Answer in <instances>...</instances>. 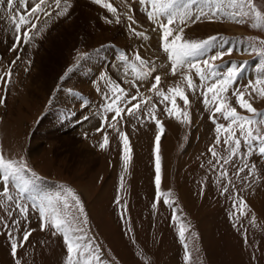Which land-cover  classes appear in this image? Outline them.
Returning a JSON list of instances; mask_svg holds the SVG:
<instances>
[{
	"label": "rangeland",
	"instance_id": "obj_1",
	"mask_svg": "<svg viewBox=\"0 0 264 264\" xmlns=\"http://www.w3.org/2000/svg\"><path fill=\"white\" fill-rule=\"evenodd\" d=\"M105 2L117 9L121 23H115L116 16L92 0H61V8L70 5L68 12L58 16L60 9L53 5L48 9L51 16L41 13L38 20L32 17L37 25L29 32L33 39L27 44L21 40L17 51H9L17 33L8 13L15 11L28 16L34 4L25 0V7L17 0L14 10L7 8L6 0L0 4V76L4 77L0 81V97H6L0 104V148L9 158L23 156L28 160L40 177L35 185L39 194L56 193L59 185H65L80 196L89 218V236L100 246L105 264H264V159L255 153L245 157L249 165L255 163L257 171L245 180L243 177L249 171L245 168L237 177L236 170L243 162L240 153L245 150L241 140L240 151L229 164H223L222 159L217 163V158L209 152L216 139L215 125L209 119L210 112L205 110L203 97L187 90L179 74L171 75L170 64L159 47L157 34L151 31L153 25L143 8L135 0ZM255 2L259 5L264 0ZM128 3L135 9L132 15L142 25L132 27L137 31L147 30L148 41L130 32V22L123 15ZM30 27L22 25L20 35ZM185 35L191 39L221 35L230 42L226 46L234 51L216 63L234 61L240 65L243 76L235 85L237 88L242 89L254 81L264 68V56L248 50L249 43L256 40L257 52L260 51L258 41L264 40V30L252 29L248 24L203 21L186 27ZM137 52L157 66L147 81L136 79L130 67L137 63L134 59ZM18 54L20 60L12 65ZM122 54L128 57L127 63L122 61ZM161 63L165 67H160ZM10 65L11 81L5 88ZM69 68L72 71L60 81ZM156 75L161 76L159 87L166 94L169 87L180 84L190 106L185 109L183 100L176 97V112L169 116L164 108L172 107L170 101L162 102L161 97L148 90ZM195 79L199 83L198 78ZM132 81L142 85L139 89L142 97L151 99L143 102L138 97L125 105L124 101L137 91ZM58 84L63 87L53 96ZM114 84L127 90V95L118 102L125 108L121 114L123 120L117 117L120 121L117 128L127 135L131 150L127 171L119 132L104 122L105 117L111 121L115 115L104 112V106L113 97ZM68 89L76 93L75 97L66 95ZM228 97L240 114L250 115L239 107L231 91ZM245 99L258 112H264V100L254 93L251 99L247 95ZM137 102H141L140 110L134 109L135 115H126L127 108ZM153 104L162 133L155 120L145 115V110H150ZM185 110L190 113L191 124L178 118ZM218 122L228 123L222 118ZM102 123L109 138L106 149L99 147L104 132H97V128ZM158 134L161 136L159 200L155 186V137ZM236 135L239 137L238 131ZM215 150L220 157L228 155L223 136ZM221 165L227 173L225 178H220ZM118 190L120 205L115 203ZM229 193L235 197V208ZM167 194H170L169 203L177 210L175 222L172 208L164 203ZM241 198L246 207L241 208ZM38 215L29 208L28 220H25L14 206L0 207V264H15L16 259L20 264H65L66 247L62 236L52 235L47 228L41 231ZM15 220L20 222L19 231L13 225ZM5 223L9 225L7 229ZM181 223L188 227L183 243L179 237ZM25 228L35 231H31L23 247H18L14 259L8 232L11 231L19 243ZM186 255L189 256L187 261Z\"/></svg>",
	"mask_w": 264,
	"mask_h": 264
},
{
	"label": "snow or ice",
	"instance_id": "obj_2",
	"mask_svg": "<svg viewBox=\"0 0 264 264\" xmlns=\"http://www.w3.org/2000/svg\"><path fill=\"white\" fill-rule=\"evenodd\" d=\"M92 2L101 5L116 16L115 23H121L120 17L117 15V9L111 3H107L105 0H92ZM135 2L143 8L147 20L153 25L151 31L157 34L159 47L170 64L171 75L176 76L179 74L181 81L186 84L187 90L191 91L193 95L199 93V96L203 97L205 110L210 112L209 119L214 123L216 133L214 145L209 148V152L212 153L214 158H217V163H220L222 159L223 164H229L232 161V157L236 156L240 151L241 140H243L245 150L240 153L243 162L237 168L235 175L239 177L240 172L248 168V175L243 177V179L248 180L250 176L256 173L257 169L255 163L249 165L244 158L255 153L261 159H264V112H258L252 103L245 99V96L247 95L251 99L254 93L257 98L264 100V68L259 70V74L254 81L243 86L242 89L237 88L235 85L240 77L243 76L240 65L234 61L216 63V61H223L224 56L231 55L232 51H234L231 46H226L230 45V42L221 35H214L204 39H191L186 37L185 29L191 24L207 21L209 23L231 22L240 25L248 24L252 29L264 30V3L258 5L255 0H135ZM4 3L5 0H0V4ZM19 3L27 7L25 0H19ZM31 3L34 6L31 7L28 16L15 11L8 13V18L14 24V30L17 33L14 46L9 51H17L20 48L21 40H23L24 44H27L33 39V37L29 36V32L35 29L37 25L33 22L32 17L38 20L41 13L45 16H51L52 13L48 9H51L53 5L55 8L60 9L56 14L64 16L68 12V7H70V5L65 4L61 8V0H51V3L48 0H31ZM6 6L9 10L16 9L17 0H6ZM134 11L135 9L131 6V3H128L127 11L123 13L130 22L128 28L136 38L148 41L150 36L147 34V30L137 31V28L132 27V25L142 27L132 15ZM109 23H112V21H109ZM22 25H31V27L25 30L21 36ZM40 31H43V29H40ZM258 44L260 47L259 52H257L256 40H252L249 43L248 50L264 56V40H259ZM134 59L137 63H132L130 67L135 78L141 81L149 80L152 77V73L156 71L155 62L142 58L139 52L135 54ZM16 60H20L19 54L12 61V65H15ZM122 61L125 63L128 61V57L124 54H122ZM12 65L8 67L6 72L8 80L4 82L5 88L7 83L11 81ZM160 67H165V65L161 63ZM71 71L72 69L69 68L59 78L60 81H64ZM195 78H198L199 83H196ZM3 80L4 77L0 76V81ZM131 83L137 91L130 99L124 101L125 105L137 100L138 97H141L143 102L151 99L150 97L144 98L141 96L139 89L142 85L136 84L135 81ZM160 85L161 76L156 75L148 90L161 97L162 102L170 101L172 107L169 108L166 105L164 108V111L169 116L176 112V97L183 100L185 109L190 106L185 89L180 84H177L176 87L168 88L167 91L170 95L166 94L159 87ZM62 87V84H58L53 96ZM229 91L236 97V103L239 107L250 115H242L235 107L231 106L228 97ZM66 95L75 97L76 93L72 89H68ZM126 95V89L120 87L119 84H114L111 102L106 103L104 106L105 113H115L111 117V121H107L105 117L104 122H107L109 127L116 129L119 132L120 139L123 141L125 171H127L131 161V150L127 135L120 132L117 128V123L120 122L117 121V117L121 121L123 120L121 114L125 112V108L120 106L118 102H121ZM5 99L6 97H0V104H3ZM105 99L108 100L109 97L105 95ZM51 104L52 98L50 97L49 105ZM140 108L141 102H137L127 108L126 115H135L134 109L140 110ZM155 111L156 105L153 104L150 110H145V115L155 120L157 128L162 133L163 127L161 121L156 119ZM178 118H182L181 122L183 123L191 124L190 113L187 110L182 111ZM221 118L228 123H219L218 120ZM137 119H139L138 116ZM102 131L104 132L103 142L99 147L100 149H106L109 144V138L103 128V123L101 127L97 128V132ZM237 131L240 134L239 137L236 135ZM222 136L228 152V155L224 157H220L215 150V146L221 143ZM160 139L161 136L159 134L156 135L155 186L157 200L161 196ZM225 177H227V173L223 171V165H221L220 178ZM39 179L40 177L31 169L25 157L21 156L19 159L9 158L4 154L3 149L0 148V207L8 209L14 206V209H18L25 220H28L29 208L38 212L40 230L43 231L47 228L52 235L62 236L66 247L65 264H105L100 246L95 243L94 238L89 236V218L80 196L71 187L65 185H59V190L56 193L39 194L35 187L36 181ZM229 183H231V180H229ZM122 188L123 176H121L120 184V189ZM224 191H228L226 186ZM168 195L170 194L165 196L164 203L172 208V219L175 222L177 221V210L169 203ZM229 196L232 197V194L229 193ZM232 199L234 200L233 207L235 208V197H232ZM120 201L121 197L118 190L115 203L120 205ZM239 203L241 208L246 207L242 198ZM153 207L155 208L156 205L154 204ZM8 215L11 217V212H8ZM123 219L124 216L121 214V220ZM19 223V220L13 221L16 231H19ZM233 226L235 227L236 225L234 224ZM8 227L9 225L5 223L4 228L7 229ZM31 231H35V229L28 230L25 228L23 240L19 241V243L12 232H8L11 255L14 259L17 257L18 247H23L28 242ZM186 231H188L187 225L179 224V237L182 243L185 241ZM245 242L247 243L246 236ZM184 247L187 252L188 245L186 243ZM188 259L189 256L186 255L185 260L187 261ZM15 264H20V260L16 259Z\"/></svg>",
	"mask_w": 264,
	"mask_h": 264
},
{
	"label": "bare ground",
	"instance_id": "obj_3",
	"mask_svg": "<svg viewBox=\"0 0 264 264\" xmlns=\"http://www.w3.org/2000/svg\"><path fill=\"white\" fill-rule=\"evenodd\" d=\"M225 25H226V24H225ZM227 27H228V26H227ZM231 27H232V25H231ZM225 28H226V27H225ZM232 30H233V31H235V29H234V28H232Z\"/></svg>",
	"mask_w": 264,
	"mask_h": 264
}]
</instances>
